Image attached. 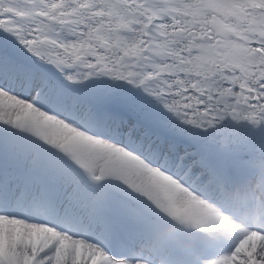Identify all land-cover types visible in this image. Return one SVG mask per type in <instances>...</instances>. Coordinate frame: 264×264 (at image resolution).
I'll use <instances>...</instances> for the list:
<instances>
[{"label": "snow or ice", "instance_id": "1", "mask_svg": "<svg viewBox=\"0 0 264 264\" xmlns=\"http://www.w3.org/2000/svg\"><path fill=\"white\" fill-rule=\"evenodd\" d=\"M0 264H264V0H0Z\"/></svg>", "mask_w": 264, "mask_h": 264}]
</instances>
